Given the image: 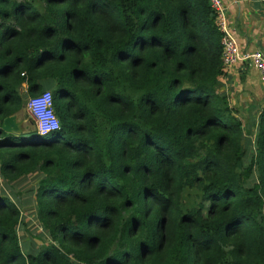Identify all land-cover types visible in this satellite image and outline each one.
<instances>
[{
    "label": "trees",
    "instance_id": "16d2710c",
    "mask_svg": "<svg viewBox=\"0 0 264 264\" xmlns=\"http://www.w3.org/2000/svg\"><path fill=\"white\" fill-rule=\"evenodd\" d=\"M220 37L208 0H0V180L37 174L49 238L0 189V264H264V103L244 165ZM45 92L55 129L1 130Z\"/></svg>",
    "mask_w": 264,
    "mask_h": 264
},
{
    "label": "crops",
    "instance_id": "0c3cea01",
    "mask_svg": "<svg viewBox=\"0 0 264 264\" xmlns=\"http://www.w3.org/2000/svg\"><path fill=\"white\" fill-rule=\"evenodd\" d=\"M220 1L239 49L244 52L258 51L264 58V0ZM218 83V93L226 98L227 106L239 121L243 133L248 130L251 134L264 103V85L259 81L257 72L248 63H238L222 68ZM36 176V173L32 174V178ZM7 185L9 183L3 182V186ZM22 204L15 206L20 209Z\"/></svg>",
    "mask_w": 264,
    "mask_h": 264
},
{
    "label": "rangeland",
    "instance_id": "374dc122",
    "mask_svg": "<svg viewBox=\"0 0 264 264\" xmlns=\"http://www.w3.org/2000/svg\"><path fill=\"white\" fill-rule=\"evenodd\" d=\"M28 100V98L25 100V109L14 115L13 124L14 128H16V131L13 132L15 133L25 134L32 130L39 133V125L37 120L35 119L33 112H31L27 107ZM51 114L56 122V118L54 117L52 111ZM245 132L244 144L246 155L243 158L244 165L248 163V158L251 154L249 150L252 149L253 141V137L248 132V130ZM35 184L36 181L34 177L32 178V175H29L23 182L9 183L7 187L3 186V182L0 180V189L3 191L2 193L6 196H10L11 201H16L15 204L19 205V203H23L21 206L22 208L19 207L20 222L15 229L18 245L23 254L35 253L41 246L47 245L49 243L48 236L44 233V231L41 230L34 215V200L31 190L34 188L33 186ZM186 200L192 202L193 197H188Z\"/></svg>",
    "mask_w": 264,
    "mask_h": 264
},
{
    "label": "built area",
    "instance_id": "2783aa9c",
    "mask_svg": "<svg viewBox=\"0 0 264 264\" xmlns=\"http://www.w3.org/2000/svg\"><path fill=\"white\" fill-rule=\"evenodd\" d=\"M214 14L215 26L218 29L221 45L220 62L222 68L236 64L248 63L258 74L261 83L264 82V58L258 51L244 52L237 46L228 27L224 8L220 0H208ZM28 109L33 112L39 125V134L43 135L56 128V122L50 112V96L48 92L29 99Z\"/></svg>",
    "mask_w": 264,
    "mask_h": 264
},
{
    "label": "water",
    "instance_id": "95a60500",
    "mask_svg": "<svg viewBox=\"0 0 264 264\" xmlns=\"http://www.w3.org/2000/svg\"><path fill=\"white\" fill-rule=\"evenodd\" d=\"M13 121H14V115L3 119L1 122V130L7 133L14 134V135H21L22 133L13 132V131H16V128H14Z\"/></svg>",
    "mask_w": 264,
    "mask_h": 264
}]
</instances>
